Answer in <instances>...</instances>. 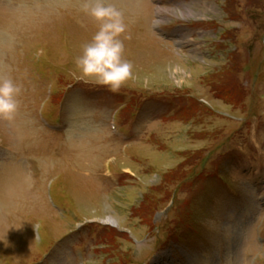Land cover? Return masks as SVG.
Listing matches in <instances>:
<instances>
[{
  "label": "rangeland",
  "instance_id": "obj_1",
  "mask_svg": "<svg viewBox=\"0 0 264 264\" xmlns=\"http://www.w3.org/2000/svg\"><path fill=\"white\" fill-rule=\"evenodd\" d=\"M83 2L0 0V78L21 88L0 118V264H264V0H200L188 14L215 22L189 58L155 0H110L134 65L119 92L77 78L99 27Z\"/></svg>",
  "mask_w": 264,
  "mask_h": 264
},
{
  "label": "clouds",
  "instance_id": "obj_2",
  "mask_svg": "<svg viewBox=\"0 0 264 264\" xmlns=\"http://www.w3.org/2000/svg\"><path fill=\"white\" fill-rule=\"evenodd\" d=\"M82 11L93 17L99 27L92 39L82 46L81 54L75 57L77 78L119 92L127 81L134 79V65L125 58L124 40L120 38L126 31L124 13L110 0H84ZM20 92V86L11 79L0 78V118L9 121L14 118Z\"/></svg>",
  "mask_w": 264,
  "mask_h": 264
},
{
  "label": "trees",
  "instance_id": "obj_3",
  "mask_svg": "<svg viewBox=\"0 0 264 264\" xmlns=\"http://www.w3.org/2000/svg\"><path fill=\"white\" fill-rule=\"evenodd\" d=\"M221 83H223V85H220L221 86V88L224 90L225 88H224V84L226 83V81H221ZM212 85H214L215 86V83H214V81L212 82ZM235 85V84H234ZM233 85V86H234ZM216 93H217V90H216V88H212ZM219 95V94H218ZM142 208H144V204H143V207ZM149 223H150V225H152V218H151V216H150V219H149Z\"/></svg>",
  "mask_w": 264,
  "mask_h": 264
},
{
  "label": "bare ground",
  "instance_id": "obj_4",
  "mask_svg": "<svg viewBox=\"0 0 264 264\" xmlns=\"http://www.w3.org/2000/svg\"><path fill=\"white\" fill-rule=\"evenodd\" d=\"M106 221H108V222H111V221H112V222H113V220H111V219H108V220H106ZM106 221H105V222H106Z\"/></svg>",
  "mask_w": 264,
  "mask_h": 264
}]
</instances>
